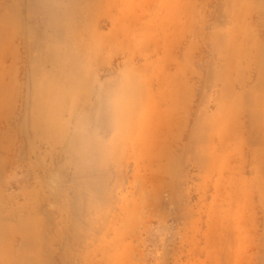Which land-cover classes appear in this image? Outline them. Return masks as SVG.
<instances>
[{
    "label": "rangeland",
    "instance_id": "1",
    "mask_svg": "<svg viewBox=\"0 0 264 264\" xmlns=\"http://www.w3.org/2000/svg\"><path fill=\"white\" fill-rule=\"evenodd\" d=\"M0 264H264V0H0Z\"/></svg>",
    "mask_w": 264,
    "mask_h": 264
}]
</instances>
